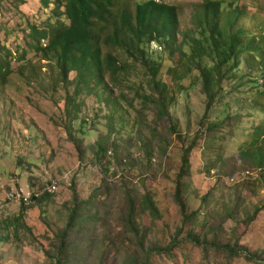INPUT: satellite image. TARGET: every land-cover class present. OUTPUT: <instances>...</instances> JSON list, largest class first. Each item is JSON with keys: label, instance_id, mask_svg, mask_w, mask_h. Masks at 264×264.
Returning a JSON list of instances; mask_svg holds the SVG:
<instances>
[{"label": "rangeland", "instance_id": "obj_1", "mask_svg": "<svg viewBox=\"0 0 264 264\" xmlns=\"http://www.w3.org/2000/svg\"><path fill=\"white\" fill-rule=\"evenodd\" d=\"M156 1L179 9L174 48H146L160 65L158 81L168 88L176 134L145 100L158 95L144 62L113 51L129 62L124 71L76 96L75 81L56 86L57 69L28 47L32 26L56 21L55 5L0 0V40L15 54L13 75L5 86L0 78V264H54L66 229V264H264V164H258L264 163V0H222L220 25L237 23L246 31L241 47L252 37L257 45L239 54L237 69L228 71L232 61L223 68L212 103L201 71L213 68V53L200 56L190 44L200 37L194 20L207 0ZM234 8L240 13L232 16ZM28 63L37 79L16 87L25 80L18 72L30 74ZM192 145L188 171L181 174ZM52 184L57 192L39 206L31 201L25 227L16 230L9 221L25 203L8 194L42 195ZM173 239L169 252L145 254Z\"/></svg>", "mask_w": 264, "mask_h": 264}, {"label": "trees", "instance_id": "obj_2", "mask_svg": "<svg viewBox=\"0 0 264 264\" xmlns=\"http://www.w3.org/2000/svg\"><path fill=\"white\" fill-rule=\"evenodd\" d=\"M38 1L43 8H48L51 4L55 5L52 14L56 21L54 23L48 22L42 28L32 26L29 34L31 41L28 47L36 55H39L42 60L57 69V76L54 79L56 86L61 84V87L65 89L67 84L75 81L74 94L76 96L84 90L86 94H90L92 84L101 85L102 88L105 87V76H119L124 71L125 64L129 63L128 61H120L113 54V51L120 52L132 62H144L146 69L152 75L149 82L150 88L158 95L157 100L148 98H145V100L156 107L157 120L160 122L167 120L168 124L171 125V133L176 134V126L168 114V106L165 102L169 95L168 88L166 84L158 81L160 65L148 58L146 49L153 43L159 44L161 49L174 48L173 44L177 42L180 29L179 9L176 6L156 0L134 1L133 3L132 0ZM223 3L222 0L204 1L196 14L197 19L195 17L194 20V23L197 24L195 33H199L200 37L190 39V44L194 47L196 54L203 56L209 50L213 53V56H211L214 62L213 68L205 67L201 71L204 90L210 99V103L216 97L215 86H219L225 75L223 68L231 64L232 61L228 71L232 72L237 69L239 67L237 62L239 54L244 49L253 52V47L257 45L252 37L246 48L241 47V35L246 31L242 26L236 28L237 23L231 21L226 27L220 25ZM131 5L134 6L133 12L130 11ZM61 8L64 10L60 15L64 16L65 20L60 19L58 12ZM238 13H240L238 8L232 10V16L238 15ZM26 54L27 50L22 52L19 59L25 60ZM14 55L12 50L2 44L0 40V78L3 86H5L7 79L13 75L11 61L14 59ZM29 65L31 66V72L28 76L25 75V71L18 72L19 75L25 77V80L21 78L16 87L27 86L37 79L32 77L36 76V72L33 70L34 66L31 63L25 64L24 67ZM70 75L73 77H70ZM262 76L264 78V74ZM68 96L69 94L66 92V97ZM208 108L209 105L207 110ZM258 134H262V131L260 130ZM192 150L193 145L184 151L181 174L188 171V157ZM99 151L100 154H104L103 148H100ZM260 157H264V151L260 153ZM22 161L18 160L17 164L22 166ZM258 164L263 166V160L260 159ZM51 197V195L44 193L37 198L33 194L31 201L39 206ZM175 198L179 201L178 191ZM21 201L25 204L22 205L19 214L9 221L15 228L24 226V217L27 211L31 209V201L29 203L22 199ZM144 203L150 208L151 213H156L150 198L146 197ZM129 210L132 211L131 206ZM181 211H184L183 205H181ZM77 212V207H75L70 213L69 225L74 221ZM130 215L131 212L127 215L128 218ZM193 216H195V213L192 212L186 217L191 218ZM66 231L61 234L62 244L57 249L54 264H66L65 247L63 246ZM135 242L142 246L138 242L137 236ZM174 244L173 239L169 246L158 250L148 249L145 250V254L147 255L152 251L158 253L169 252ZM242 251L247 254L246 250L243 249Z\"/></svg>", "mask_w": 264, "mask_h": 264}, {"label": "built area", "instance_id": "obj_3", "mask_svg": "<svg viewBox=\"0 0 264 264\" xmlns=\"http://www.w3.org/2000/svg\"><path fill=\"white\" fill-rule=\"evenodd\" d=\"M57 192V187L55 184H52V185H48L46 188H45V191L44 193L46 194H49V195H53ZM35 194V196L37 198H39L41 195H39L38 193H32V192H25L23 189L19 190V191H16V192H12L9 194V198H16L18 200H23L25 201L26 203H29L31 201V198H32V195Z\"/></svg>", "mask_w": 264, "mask_h": 264}]
</instances>
